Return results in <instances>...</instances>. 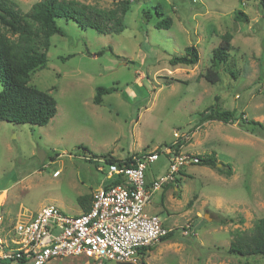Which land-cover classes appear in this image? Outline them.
I'll use <instances>...</instances> for the list:
<instances>
[{"label": "rangeland", "instance_id": "rangeland-1", "mask_svg": "<svg viewBox=\"0 0 264 264\" xmlns=\"http://www.w3.org/2000/svg\"><path fill=\"white\" fill-rule=\"evenodd\" d=\"M13 1L26 13L40 0ZM67 1L94 11L116 10V16L125 7L124 28L111 31L114 22L106 19L100 32L57 18L64 34L51 36L47 66L30 80L54 95L57 114L46 125L0 121L2 237L50 203L69 214L82 211L78 198L93 195L106 179L99 169H108L106 157L159 149L160 159L151 168L162 174L169 166L164 149L177 141L175 131H190L182 152L215 153L221 165H184L178 184L153 196L145 210L158 212L175 235L154 244L138 264H264V256L229 252L234 232L252 230L264 216V128L255 126L253 132L238 121L202 120V112L215 105L264 124V8L259 1ZM238 9L248 21L235 20ZM165 17L173 25L157 28ZM5 30L0 22V31ZM227 32L233 35L230 57L216 66L213 50ZM193 45L200 52L196 65L170 64L171 56L184 55ZM208 69L219 72L218 82L202 76ZM98 86L115 90L95 103ZM223 163L232 174L220 170ZM224 217L234 221L222 222ZM49 264L119 263L64 256Z\"/></svg>", "mask_w": 264, "mask_h": 264}, {"label": "built area", "instance_id": "built-area-1", "mask_svg": "<svg viewBox=\"0 0 264 264\" xmlns=\"http://www.w3.org/2000/svg\"><path fill=\"white\" fill-rule=\"evenodd\" d=\"M179 151L165 147L168 169L150 183L147 170L160 159L159 149L107 163L106 179L95 190L92 206L77 214L66 213L55 203L45 205L34 217L18 220L8 237H2L4 215L0 202V264H49L58 257L84 256L118 263L138 264L142 249L161 241L173 228L158 213L145 210L158 191L181 177L184 165L199 162L196 154L183 153L182 143L191 132L175 131ZM172 145V144H171ZM55 174H58L56 171Z\"/></svg>", "mask_w": 264, "mask_h": 264}, {"label": "trees", "instance_id": "trees-1", "mask_svg": "<svg viewBox=\"0 0 264 264\" xmlns=\"http://www.w3.org/2000/svg\"><path fill=\"white\" fill-rule=\"evenodd\" d=\"M258 1L264 8V0ZM121 11V15L116 16V10L94 11L88 6L81 7L67 0H40L33 5L29 12L23 13L13 0H0V22L6 29L0 31V79L3 83V88L0 90V121L46 125L57 114L58 103L54 95L31 84L30 80L35 71L47 66L51 36L56 33L64 34L62 27L57 22L58 17L73 19L83 27L91 25L100 32H103L102 20H112L114 24L110 27V30L122 31L124 28L122 22L127 8L124 7ZM90 12H94V16ZM90 18L96 20L92 21ZM235 20L248 21L249 16L242 9H238L235 13ZM172 25L173 19L165 17L157 22L156 27L170 28ZM8 32H11L14 38ZM232 39L233 35L229 32L222 36L220 45L213 50L212 60L214 65L221 66L228 61ZM199 61L200 52L195 45L189 46L186 54L173 55L169 58L171 65L193 66ZM202 76L213 83L220 80L219 72L213 69H208ZM112 90H115V87L98 86L94 102L101 103L102 96ZM202 120H221L226 123L238 121L240 127L243 129L251 127L250 130L253 132L255 126L264 128L261 121L249 119L245 112L238 113L236 110H223L220 106L215 105L206 108L202 112ZM171 146L178 152L181 144H172ZM80 147L89 150L86 146L80 145ZM198 157L199 162L197 164L218 166L219 161L215 153L204 157L198 155ZM131 158L132 155H128L124 159L110 156L105 158V162L122 160L129 162ZM223 166H228V168L225 170L224 167H221V171L229 175L232 174L230 165L223 163ZM180 179V177L177 178V184ZM92 197L93 195L90 194L79 196L78 201L83 211L91 208ZM221 221H234V219L224 217ZM174 235L175 231L172 230L161 241L170 240ZM151 248L152 246L142 249V259ZM229 252L243 257L251 255L264 256V216L256 222L252 230H236L234 232Z\"/></svg>", "mask_w": 264, "mask_h": 264}, {"label": "crops", "instance_id": "crops-1", "mask_svg": "<svg viewBox=\"0 0 264 264\" xmlns=\"http://www.w3.org/2000/svg\"><path fill=\"white\" fill-rule=\"evenodd\" d=\"M182 148V147H181ZM56 173V172H55ZM159 173V172H158ZM160 174V173H159ZM159 174H157V172H155V171H153L152 170V168H151V166L148 168V170H147V181L150 183L157 175H159ZM56 175V174H55ZM181 178V177H180ZM162 192H164V190H162ZM157 193V192H156ZM155 193V194H156ZM154 194V195H155ZM2 197H3V194H2ZM4 199V198H3ZM3 199H0V202H2V204H3ZM2 208H3V206H2ZM83 211V210H82ZM81 212V211H80ZM79 212V213H80ZM155 213H158V212H155ZM22 215H25L24 213H22ZM36 215V214H35ZM34 214H32V215H29V216H27V215H25V219H28V218H31V217H34L35 216Z\"/></svg>", "mask_w": 264, "mask_h": 264}, {"label": "water", "instance_id": "water-1", "mask_svg": "<svg viewBox=\"0 0 264 264\" xmlns=\"http://www.w3.org/2000/svg\"><path fill=\"white\" fill-rule=\"evenodd\" d=\"M42 160H44L43 158H42ZM218 165H221V163H218ZM206 217L208 218V216L206 215Z\"/></svg>", "mask_w": 264, "mask_h": 264}]
</instances>
